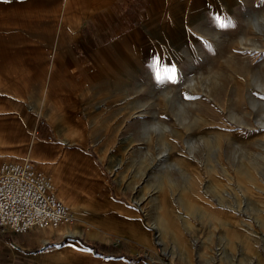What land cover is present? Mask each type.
Segmentation results:
<instances>
[{"label": "rangeland", "instance_id": "rangeland-1", "mask_svg": "<svg viewBox=\"0 0 264 264\" xmlns=\"http://www.w3.org/2000/svg\"><path fill=\"white\" fill-rule=\"evenodd\" d=\"M90 1L61 12V0H0V30L48 25L70 38L69 48L0 46L7 158L52 147L31 158L51 178L60 161L71 195L94 208L100 223L73 225L91 264H264V0H150L135 32L102 47L89 17L83 38L72 35ZM159 199L173 231L159 225ZM105 227L113 241L96 234Z\"/></svg>", "mask_w": 264, "mask_h": 264}, {"label": "crops", "instance_id": "crops-1", "mask_svg": "<svg viewBox=\"0 0 264 264\" xmlns=\"http://www.w3.org/2000/svg\"><path fill=\"white\" fill-rule=\"evenodd\" d=\"M61 1L60 5L63 6L62 11L66 12V9L70 7V5L73 7V4H78L81 0H69L71 4L68 6L66 5V7H64V1L66 0ZM149 2L150 0H91L87 5L89 7L86 9L89 11V15H82L71 21L72 31L74 33L72 35L78 37L83 22L89 17L86 23H88V21L93 23V32L95 34L91 41L95 42V47H102L105 45V42L109 39L111 40V38L118 39L120 35L135 32L149 16L148 6L143 5ZM32 9L33 8H26L25 14L21 15L24 17H49L48 11L43 16L37 14L29 15ZM78 9L77 5L75 10L78 11ZM122 10H125V12L123 13ZM103 17H105L107 22ZM80 20L81 25L79 27L72 25V22L76 21L78 23ZM41 21H43V19H41ZM55 34L60 41L56 40L54 43ZM68 34L69 30L65 28L62 30H55L53 26L48 25L28 28L27 26L19 25L15 30L5 27V29L0 30V46L4 45L9 48L16 47L32 50L58 47L69 48L70 38ZM82 38L83 30H81L77 40H81ZM106 72L107 68H104L103 74H107ZM1 136L2 133H0V146L2 145ZM34 146L36 145L34 144ZM34 146L32 147V151L34 153L35 151L38 152L43 158H46L47 153L49 151L51 152L49 148H52L51 146L40 145L41 148L37 150V147ZM15 147V145L14 147H10L8 151L13 153ZM34 153L29 155L28 158H25V161H33L31 157ZM7 154V148L1 146L0 164L3 163V161L12 159L7 158ZM54 157L56 160L58 159L55 155ZM40 162H42L41 167H49L52 163L46 160L43 161V159ZM71 192L72 190L67 194L70 196ZM82 222L83 225H87L83 220ZM82 227L66 226L56 231L34 230L26 235L0 232V264H81V259L91 264L93 262V253L83 248L78 241L74 240L76 235H80L82 232ZM94 255L98 256L99 254L94 253ZM96 261L98 264H127L123 260L105 261L96 259Z\"/></svg>", "mask_w": 264, "mask_h": 264}, {"label": "built area", "instance_id": "built-area-1", "mask_svg": "<svg viewBox=\"0 0 264 264\" xmlns=\"http://www.w3.org/2000/svg\"><path fill=\"white\" fill-rule=\"evenodd\" d=\"M77 221L71 207L58 196L53 179L33 161L0 164V232L26 235Z\"/></svg>", "mask_w": 264, "mask_h": 264}, {"label": "bare ground", "instance_id": "bare-ground-1", "mask_svg": "<svg viewBox=\"0 0 264 264\" xmlns=\"http://www.w3.org/2000/svg\"><path fill=\"white\" fill-rule=\"evenodd\" d=\"M69 4H71L69 2V0L64 1V7H66V5L68 6ZM60 6H59L60 8L63 7L62 5H60ZM61 12H62V9H61ZM72 25L79 27L81 25V20L78 23L76 21L72 22ZM41 98L42 97H40V100L43 101V98L42 99ZM54 113H55V109H53V108L49 109L48 117L50 120H53ZM26 161H30V160H26ZM49 168H50L49 170H51L50 172L52 174L53 182H54L56 188L60 192V194H59L60 197L66 198V202L69 205H71L72 210L75 214V217L76 218H83L85 223L90 224L91 226L94 224L100 223V222H98V220H100V219L99 218L97 219L93 216L95 213L94 208L92 207L91 204L88 203L87 199L83 198L82 195L79 196L78 198H76L77 196L73 197V196H71V195L69 196L67 194L72 189L71 179L67 176L62 175V173L60 171V161H56V162L52 163V165ZM50 172H48V173H50ZM158 202H159V208H160L159 211L160 212L158 213V217H157L158 219L157 220L159 222V225L162 226L165 229V231H167V232L173 231V227L171 226V223L168 221L167 217L165 218L164 207H163L162 203L160 204V199L158 200ZM252 202L254 204L257 203L254 200ZM226 225H227V228L223 232L226 234V239L229 241L230 244H232L233 241H235L236 238L239 237V233L236 230L235 224H233L232 222H226ZM68 226H73V225H68ZM63 227H66V226H63ZM61 228L62 227H60L59 229H61ZM95 231H96V234L98 236H100L103 241H113V236L111 233L113 231L112 228H111V232H109L106 229V227L103 229H97Z\"/></svg>", "mask_w": 264, "mask_h": 264}]
</instances>
